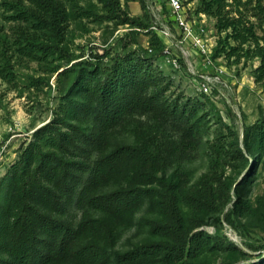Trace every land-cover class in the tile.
Masks as SVG:
<instances>
[{"label":"trees","instance_id":"1","mask_svg":"<svg viewBox=\"0 0 264 264\" xmlns=\"http://www.w3.org/2000/svg\"><path fill=\"white\" fill-rule=\"evenodd\" d=\"M81 1H4L6 11L28 26L16 40L21 55L48 60L62 53L59 39L69 22L81 18L150 23L149 14L132 16L122 0H98L102 12ZM197 3L196 13L216 19L214 56L259 58L254 77L264 83V44L240 8L254 0ZM256 3L254 16L264 12ZM45 30L58 43L39 40L37 33ZM150 34L153 52L129 50L110 62L105 54L64 70L67 82L52 118L21 145L0 180V264H210L214 257L234 264L248 258L220 230L205 226L220 222L219 213L232 202V214L260 216L264 227V202L256 209L245 192L264 157V117L246 125L241 138L209 100L173 93L174 80L156 63L162 40ZM140 116H148L144 125ZM211 131L209 170L193 182L183 161ZM124 133L132 135L130 142L118 140ZM247 154L257 158L251 167ZM241 163L249 169L239 181L225 175V165L241 169ZM145 205L152 212L141 219L149 239L116 250L122 228ZM247 264H264V254Z\"/></svg>","mask_w":264,"mask_h":264},{"label":"rangeland","instance_id":"2","mask_svg":"<svg viewBox=\"0 0 264 264\" xmlns=\"http://www.w3.org/2000/svg\"><path fill=\"white\" fill-rule=\"evenodd\" d=\"M4 1L8 0H0V180L16 161L21 145L32 137L37 128L52 118L60 102L62 88L67 82L63 73L67 67L77 61L95 62L96 56L105 54L104 61L110 62L113 56L129 50L141 48L146 50L151 41L150 31H154L152 16L145 7L143 8L140 0H122L123 7L127 8L132 16L143 17L146 13L149 14L148 27H134L108 20L95 21L92 18L77 19L69 22L65 34L59 39V45L64 48L62 53L57 51L48 60H34L21 55L18 51L16 40L21 34L19 31L28 26L23 22L22 25L21 20L16 21V18H13L15 14L13 11H6ZM260 1L264 6V0ZM256 2L257 0H254L253 4L249 3L248 8L245 5L240 8L256 25L264 44V12L258 16L253 15V12L259 11L257 8L253 10V6L258 4ZM81 3L86 8L94 7L98 12L103 10L98 0H82ZM144 20V24H147L148 21ZM215 22V18L208 16V29L218 44L220 34L215 28ZM31 30L33 32L32 28ZM37 36L41 41L58 43L50 30L38 32ZM134 40L138 43L133 44ZM162 52L156 56V63L174 80L171 91L175 94L184 93L185 96L201 97L215 104L221 111L223 122L239 131L241 138L246 125H251L264 117V83L257 82L254 77V69L260 63L259 58L250 55H243L240 59L238 56L229 58L223 53L213 56L212 66H204V63L200 65L198 70L208 72L223 69L222 80L216 84L213 96H206L198 90L194 74L188 68L180 71L173 69ZM68 54L72 55L70 62ZM57 66L60 67L59 70L53 71ZM147 117L140 116L139 122L144 125ZM117 138L130 142L133 137L124 133L119 134ZM213 138V131L205 133L203 139L197 141L198 146L183 161V168L190 172L193 182L209 170V143ZM247 158L248 167L256 163L257 158H252L250 154H247ZM243 166L239 169L227 164L224 169L225 175L239 181L249 169L246 165ZM245 192L253 206L256 209L260 208L264 202V157L257 160L252 181ZM232 209L231 202L219 213L220 222L205 226V229L211 233L220 230L238 247L245 250L248 258H242L234 264H247L257 260L261 253L264 254V227L258 221L261 220L260 216L256 219L232 214ZM151 213L149 205L138 211L135 221L122 228L116 250L127 251L149 239L150 232L141 219ZM222 261V257H214L210 264H221Z\"/></svg>","mask_w":264,"mask_h":264},{"label":"built area","instance_id":"3","mask_svg":"<svg viewBox=\"0 0 264 264\" xmlns=\"http://www.w3.org/2000/svg\"><path fill=\"white\" fill-rule=\"evenodd\" d=\"M143 1L152 16V29L162 40L167 63L179 71L188 68L194 74L198 90L213 96L216 84L222 80L223 69L198 70L203 63L212 66L217 42L208 29V15L196 13L197 0ZM148 50L154 51L150 43Z\"/></svg>","mask_w":264,"mask_h":264}]
</instances>
